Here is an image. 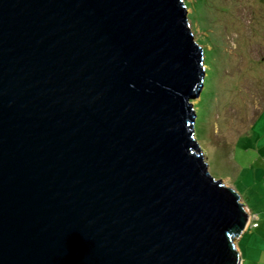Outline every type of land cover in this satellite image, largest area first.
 Returning <instances> with one entry per match:
<instances>
[{"label": "water", "instance_id": "obj_1", "mask_svg": "<svg viewBox=\"0 0 264 264\" xmlns=\"http://www.w3.org/2000/svg\"><path fill=\"white\" fill-rule=\"evenodd\" d=\"M203 64L185 0H0V264H240Z\"/></svg>", "mask_w": 264, "mask_h": 264}, {"label": "rangeland", "instance_id": "obj_2", "mask_svg": "<svg viewBox=\"0 0 264 264\" xmlns=\"http://www.w3.org/2000/svg\"><path fill=\"white\" fill-rule=\"evenodd\" d=\"M185 7L205 67L192 101L194 138L210 175L252 210L255 192L243 176L259 167L264 148V0H185Z\"/></svg>", "mask_w": 264, "mask_h": 264}, {"label": "crops", "instance_id": "obj_3", "mask_svg": "<svg viewBox=\"0 0 264 264\" xmlns=\"http://www.w3.org/2000/svg\"><path fill=\"white\" fill-rule=\"evenodd\" d=\"M255 161L259 162V167L249 169L243 179L245 187L255 192L252 210L245 207L248 213L256 217L257 227L247 228L238 239L239 242L237 240L240 264H264V148ZM240 199L244 203L245 199Z\"/></svg>", "mask_w": 264, "mask_h": 264}, {"label": "built area", "instance_id": "obj_4", "mask_svg": "<svg viewBox=\"0 0 264 264\" xmlns=\"http://www.w3.org/2000/svg\"><path fill=\"white\" fill-rule=\"evenodd\" d=\"M248 221L251 223V228H255L257 226L256 217L252 216L250 213H248Z\"/></svg>", "mask_w": 264, "mask_h": 264}, {"label": "bare ground", "instance_id": "obj_5", "mask_svg": "<svg viewBox=\"0 0 264 264\" xmlns=\"http://www.w3.org/2000/svg\"><path fill=\"white\" fill-rule=\"evenodd\" d=\"M191 33H192V31H191ZM205 68V67H204Z\"/></svg>", "mask_w": 264, "mask_h": 264}, {"label": "trees", "instance_id": "obj_6", "mask_svg": "<svg viewBox=\"0 0 264 264\" xmlns=\"http://www.w3.org/2000/svg\"><path fill=\"white\" fill-rule=\"evenodd\" d=\"M257 227V226H256Z\"/></svg>", "mask_w": 264, "mask_h": 264}]
</instances>
